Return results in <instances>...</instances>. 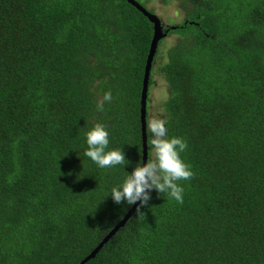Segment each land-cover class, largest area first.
<instances>
[{
    "label": "trees",
    "instance_id": "trees-1",
    "mask_svg": "<svg viewBox=\"0 0 264 264\" xmlns=\"http://www.w3.org/2000/svg\"><path fill=\"white\" fill-rule=\"evenodd\" d=\"M176 1L163 108L195 176L182 205L151 190L84 264H264V0ZM151 36L126 0H0V264H77L130 208L111 190L142 162ZM96 123L125 166L84 156Z\"/></svg>",
    "mask_w": 264,
    "mask_h": 264
},
{
    "label": "clouds",
    "instance_id": "clouds-1",
    "mask_svg": "<svg viewBox=\"0 0 264 264\" xmlns=\"http://www.w3.org/2000/svg\"><path fill=\"white\" fill-rule=\"evenodd\" d=\"M112 99V92L109 90L97 101V111H103L105 103H111ZM166 124L165 118L155 116L146 121L150 134L147 140V163L143 161L138 163L122 185L111 190V196L117 204L127 201L128 205H133L140 201L138 215L143 214L140 209L148 205L151 190H156L166 199H174L182 205L185 188L180 182L189 181L195 176L192 166L182 157V153L188 148L187 141L179 137L169 138ZM109 135L106 124L96 123L86 133L88 147L84 156L90 158L100 168L125 166L129 161L123 150H108Z\"/></svg>",
    "mask_w": 264,
    "mask_h": 264
},
{
    "label": "rangeland",
    "instance_id": "rangeland-1",
    "mask_svg": "<svg viewBox=\"0 0 264 264\" xmlns=\"http://www.w3.org/2000/svg\"><path fill=\"white\" fill-rule=\"evenodd\" d=\"M146 7L159 17L163 30L181 24L185 20L184 11L179 7L176 0L166 4L162 3L161 0H148ZM179 38L180 34L169 32L158 43L149 77L147 120L153 116L167 120L168 115L163 108V103L168 98V87L163 75V67L167 61V50L174 46ZM140 91L141 89L139 90V96ZM149 135L148 133V137Z\"/></svg>",
    "mask_w": 264,
    "mask_h": 264
},
{
    "label": "water",
    "instance_id": "water-1",
    "mask_svg": "<svg viewBox=\"0 0 264 264\" xmlns=\"http://www.w3.org/2000/svg\"><path fill=\"white\" fill-rule=\"evenodd\" d=\"M131 5L136 7L151 23L152 25V36L149 43V48L146 55L144 72L142 78V86L140 91V102H139V123H140V134H141V152H142V161L147 163L148 159V132H147V96H148V87H149V77L152 62L157 50V46L160 40L166 37L169 32V28L163 30L161 20L155 14L150 12L147 8L140 5L136 0H126ZM172 29L174 27H171ZM140 201H137L136 204L130 206L126 211L124 216L106 233V235L101 239V241L86 255L84 256L79 263L84 264L89 259L93 258L97 252L103 247V245L110 239V237L121 227L125 225L127 220L133 215L137 207L139 206Z\"/></svg>",
    "mask_w": 264,
    "mask_h": 264
}]
</instances>
